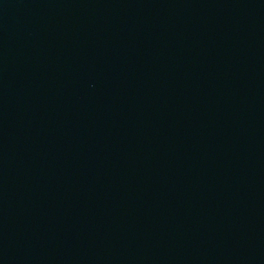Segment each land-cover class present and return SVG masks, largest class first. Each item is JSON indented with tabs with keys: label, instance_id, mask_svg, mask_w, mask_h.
<instances>
[{
	"label": "water",
	"instance_id": "water-1",
	"mask_svg": "<svg viewBox=\"0 0 264 264\" xmlns=\"http://www.w3.org/2000/svg\"><path fill=\"white\" fill-rule=\"evenodd\" d=\"M0 264H264V0H0Z\"/></svg>",
	"mask_w": 264,
	"mask_h": 264
}]
</instances>
